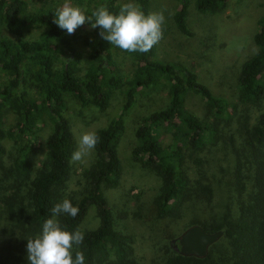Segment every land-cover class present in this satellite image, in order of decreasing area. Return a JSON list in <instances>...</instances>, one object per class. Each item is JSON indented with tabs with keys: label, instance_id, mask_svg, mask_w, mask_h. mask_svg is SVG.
<instances>
[{
	"label": "trees",
	"instance_id": "1",
	"mask_svg": "<svg viewBox=\"0 0 264 264\" xmlns=\"http://www.w3.org/2000/svg\"><path fill=\"white\" fill-rule=\"evenodd\" d=\"M87 1L89 15L101 5L118 13L129 2L147 14L152 4ZM190 1L178 0L174 14L177 28L186 35L193 33ZM229 1L194 0L200 13L212 15L224 11ZM57 9L56 0H0V72L5 77L0 79V156L6 153L7 138L16 149L13 162L0 167V264H29L28 239L42 234L51 209L64 198L79 211L75 217L61 214L58 219L67 230L79 228L84 233L79 246L84 264H264V16L254 35L256 53L239 70L238 100L231 102L187 66L159 59L155 45L147 53L122 50L102 39L99 27L80 34L90 22L69 35L53 22ZM39 28L40 34L33 37ZM124 57L134 63L128 77L120 64ZM160 86L169 88V101L142 118L133 150L135 159L159 178L148 199L141 200L140 195L135 199L139 210L134 213L162 233L164 246L143 258L134 254V238L117 227L109 192L118 188L123 176L119 154L123 117L140 92ZM117 90L125 96L120 114L96 130L95 158L84 169L80 187L67 192L75 138L63 113L66 99L74 98L83 109L104 110ZM191 92L206 100L212 119L188 108ZM8 111L17 117L7 129ZM44 115L53 127L46 137L45 157L39 160ZM222 122L229 127L225 132ZM187 164L196 167L193 174ZM184 202L189 203V209L185 205L189 215L190 208L199 209L190 222H182ZM91 210L96 225L84 229ZM181 223L184 231L199 224L208 232L224 234L207 256L185 255L171 241L181 235L175 233Z\"/></svg>",
	"mask_w": 264,
	"mask_h": 264
},
{
	"label": "rangeland",
	"instance_id": "2",
	"mask_svg": "<svg viewBox=\"0 0 264 264\" xmlns=\"http://www.w3.org/2000/svg\"><path fill=\"white\" fill-rule=\"evenodd\" d=\"M66 0H56L58 8L62 7ZM73 6L88 7V1L78 4L74 0H67ZM150 12L163 11L165 16L163 38L155 45L156 54L159 59L168 62H176L187 66L195 71L202 83L213 88L215 93L227 97L231 102L238 100L237 77L241 65L256 53L257 46L254 35L258 31L259 19L264 16V0H230L224 11L218 14H203L196 7L194 0L190 1L188 22L192 35L182 33L176 26L174 14L179 8L178 0H151ZM93 5L95 1L91 2ZM39 4V3H38ZM91 4V5H92ZM91 27H83L80 34L87 35L85 30ZM42 29H34L33 37L40 34ZM85 56L88 55L89 47H85ZM120 64L128 77L134 70V63L129 57L120 58ZM5 78L0 72V79ZM125 101L124 93L117 90L111 99L110 105L102 110L98 107L83 109L72 97H67L64 115L69 119L75 138V149L78 147V138L86 131H95L109 124L118 117L121 107ZM169 101V88L160 86L151 91H142L137 97L135 105L124 115L125 131L119 144V154L123 163V176L118 188L109 192L112 205L115 206L116 225L125 234L134 238V254L138 257L149 258L152 253L162 250V233L152 230L149 221L137 215L138 203L135 201L137 195L141 200H146L158 186L159 178L156 174L137 161L133 150L138 144L136 129L141 124L142 118L156 110L166 107ZM188 108L202 118L212 119L207 116L210 110L206 100L199 94L191 92L187 97ZM16 114L8 111L5 116L4 127L10 128L16 122ZM43 128L40 144H38V159L42 160L46 153V137L51 132L53 124L44 115L42 117ZM222 122L221 132L226 127ZM225 128V130H223ZM5 154L0 156V167L5 168L13 162L12 152L16 149L11 139H6ZM95 158V150L85 156L82 161L72 162L73 174L68 182L67 192L77 189L81 185V177L84 169L88 167ZM191 174L194 173L192 164H187ZM27 197L24 201L27 202ZM189 203L184 202L180 209L185 212L182 222L191 220L194 211L198 208H190ZM136 212V213H134ZM187 213V214H186ZM181 220H179L180 222ZM94 210H91L83 224L84 229L96 225ZM184 224V223H183ZM183 227V228H182ZM176 234L184 232V225L177 227ZM183 229V230H182Z\"/></svg>",
	"mask_w": 264,
	"mask_h": 264
},
{
	"label": "clouds",
	"instance_id": "3",
	"mask_svg": "<svg viewBox=\"0 0 264 264\" xmlns=\"http://www.w3.org/2000/svg\"><path fill=\"white\" fill-rule=\"evenodd\" d=\"M86 13L85 7L73 6L66 0L56 10L53 22L69 35L90 22L91 28L99 27L102 39L128 52L147 53L163 38V11L145 14L140 5L129 2L121 5L118 13L110 11L107 5L98 6L90 15ZM98 142L95 131L84 132L78 138V147L72 153L70 163L82 161ZM78 211L68 198L51 209L52 215L45 221L42 234L28 239L29 264H84V254L79 250L84 233L79 228L67 230L58 219L61 214L75 217Z\"/></svg>",
	"mask_w": 264,
	"mask_h": 264
},
{
	"label": "water",
	"instance_id": "4",
	"mask_svg": "<svg viewBox=\"0 0 264 264\" xmlns=\"http://www.w3.org/2000/svg\"><path fill=\"white\" fill-rule=\"evenodd\" d=\"M223 234L224 230L208 232L201 225L195 224L188 227L177 238L180 242V246L176 245V249L185 255L205 257L209 252L210 246L217 242ZM177 239H173V241Z\"/></svg>",
	"mask_w": 264,
	"mask_h": 264
},
{
	"label": "flooded vegetation",
	"instance_id": "5",
	"mask_svg": "<svg viewBox=\"0 0 264 264\" xmlns=\"http://www.w3.org/2000/svg\"><path fill=\"white\" fill-rule=\"evenodd\" d=\"M179 236H177V237H175V238H173V239H177ZM173 239L171 240L172 241V243H173V246H174V248L176 249V245H179L180 246V242H179V240L177 239L176 241H173ZM177 250V249H176Z\"/></svg>",
	"mask_w": 264,
	"mask_h": 264
}]
</instances>
